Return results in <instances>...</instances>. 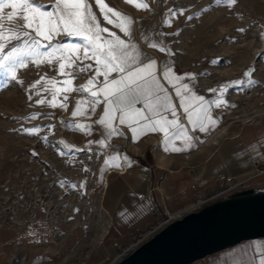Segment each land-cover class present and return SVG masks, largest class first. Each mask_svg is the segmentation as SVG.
<instances>
[{
    "label": "rangeland",
    "instance_id": "obj_1",
    "mask_svg": "<svg viewBox=\"0 0 264 264\" xmlns=\"http://www.w3.org/2000/svg\"><path fill=\"white\" fill-rule=\"evenodd\" d=\"M35 2L44 6L42 11H52L55 4V0ZM87 2L102 27L135 44L142 56L156 54L194 70L212 102L223 101L219 107L213 103L221 121L219 135L264 113V0H236L231 6L215 0H143L147 9H137L126 0H103L132 18L128 36L103 20L95 0ZM10 11L0 13L4 36L0 43L5 50L17 43L13 33L24 24L15 17L9 21ZM52 43L84 42L61 32ZM47 61L45 56L42 63L29 61L18 68V82L0 76V264H86L93 253L98 254L106 227L107 217L84 195L85 185L76 181V175L59 171L62 158L53 119L55 107L84 92V86L92 88L90 79L97 83L103 77L96 76L94 59L77 60L63 71L57 58ZM87 65L92 67L85 70ZM30 128L38 131L29 135L24 129ZM64 162L72 170L78 166L69 158ZM136 241L97 264H117L143 242Z\"/></svg>",
    "mask_w": 264,
    "mask_h": 264
},
{
    "label": "crops",
    "instance_id": "obj_2",
    "mask_svg": "<svg viewBox=\"0 0 264 264\" xmlns=\"http://www.w3.org/2000/svg\"><path fill=\"white\" fill-rule=\"evenodd\" d=\"M147 57L156 59L157 66L152 71L176 110L178 127H169V133L173 134L167 141L163 132L143 128L137 130L134 139L130 128L120 125L118 120L112 124L124 133L109 137L105 128L98 124L103 115V97L93 105L94 98L88 92L74 96L63 106L58 105L53 112L62 158L59 171L63 175H76V181L85 185L84 195L94 200L107 217L100 247L96 250L98 254L93 253L86 264H97L118 255L120 249L127 248L157 226L162 214L150 213L149 202L138 199L147 195V179L151 180L152 186L158 185V190L151 194L156 204L161 194L167 198L168 213L181 212L197 199L219 189L222 185L216 182L219 175L248 180L246 184L254 192L264 191V174L248 177L252 170L251 159L264 162V114L255 124H242L225 136L219 135L220 118L214 105L206 100L207 93L194 70L156 54ZM165 66L172 69L167 75L160 71ZM184 84L188 85L187 91L183 89ZM197 96L204 97L205 107L217 121L207 132L194 128L184 111L185 107L198 105ZM137 107L144 109L143 103ZM73 111L78 113L77 116H72ZM144 111L147 114V110ZM162 114L168 120L174 119L171 112ZM181 115H184L183 122ZM76 124L83 127L78 129ZM100 141H104L103 145ZM65 158L75 161L77 168L72 170L64 162ZM262 241L264 238L242 242L193 264H232L236 260L246 264L250 259L258 260L260 253L254 245Z\"/></svg>",
    "mask_w": 264,
    "mask_h": 264
},
{
    "label": "snow or ice",
    "instance_id": "obj_3",
    "mask_svg": "<svg viewBox=\"0 0 264 264\" xmlns=\"http://www.w3.org/2000/svg\"><path fill=\"white\" fill-rule=\"evenodd\" d=\"M126 2L133 4L137 9L148 8V4L143 3V0H126ZM215 2L231 6L236 0H215ZM95 4L99 6L100 15L105 22L118 28L125 36L130 34V26L134 22L132 18L115 11L103 0H95ZM43 7L35 0H0V13L6 8L11 9L7 13L9 21H12L14 17L24 21L22 26H18L20 30L13 33L17 41L15 45L5 50V45L0 43V76L18 82V68H23L29 61L42 63L45 56L48 57V63H52L53 58H57L61 71L66 67H73L77 60L94 59L96 76H102L103 80L94 83L95 78L90 79L88 85H92V89L84 86L82 90L94 98L93 105L100 102L99 98L103 97V115L98 120V124L105 128L107 135L109 137L120 135L117 127L112 124V121L118 120L120 125H127L130 128L134 139L137 130L143 128L151 132H163L167 141L169 135L173 134L169 133V127L176 128L178 124L175 119L176 110L172 107L167 95L164 94V89L156 79V74L152 71L157 66L156 59L142 56L135 44L126 42L125 39L111 32L109 28L102 27L97 15L93 12L92 5L87 0H55L52 11H42ZM238 31H244V29H238ZM61 32L67 36H78L84 43L82 45L53 44L54 36ZM12 38V36L8 37L9 40ZM0 39H4L2 32H0ZM42 40L48 43L42 44ZM42 47L51 49V51L41 52ZM150 47L154 49L159 47L161 52L165 51L164 47L157 44H151ZM81 49H83L82 55H80ZM91 67L92 65H87L85 70ZM160 71L167 75L172 69L165 66ZM113 74L116 75L113 76ZM245 75L250 76L251 73L246 72ZM255 83L254 80H249V84ZM183 89L187 91L188 85L184 84ZM80 90L77 89V91ZM177 95H181L179 89ZM195 99L199 102L198 105L185 107L184 111L188 114L189 122L194 128L207 132L216 125L217 121L211 116L209 108L205 107L204 97L197 96ZM222 102L219 99L213 101L217 107ZM38 103H43V101H38ZM140 103H143L144 109L137 107ZM181 106L183 107V100ZM145 109L147 114H145ZM165 112H171L174 119L168 120L162 114ZM77 114L76 111L72 112L73 117ZM75 127L79 129L83 126L76 124ZM24 131L31 135L38 129L30 128ZM99 143L103 145L104 141ZM174 150L186 151V149ZM254 247L260 253L259 258L258 260L250 259L246 264H264V241ZM232 264H241V261L236 260Z\"/></svg>",
    "mask_w": 264,
    "mask_h": 264
},
{
    "label": "water",
    "instance_id": "obj_4",
    "mask_svg": "<svg viewBox=\"0 0 264 264\" xmlns=\"http://www.w3.org/2000/svg\"><path fill=\"white\" fill-rule=\"evenodd\" d=\"M264 238V191L247 189L179 216L117 264H193L242 242Z\"/></svg>",
    "mask_w": 264,
    "mask_h": 264
},
{
    "label": "built area",
    "instance_id": "obj_5",
    "mask_svg": "<svg viewBox=\"0 0 264 264\" xmlns=\"http://www.w3.org/2000/svg\"><path fill=\"white\" fill-rule=\"evenodd\" d=\"M206 100H208V102L213 104L210 97H208ZM263 114L259 115L255 121L254 120H248L242 124H248V123H254L255 124L256 122H259V118ZM180 120L182 122L184 121V115L180 116ZM220 124H221V122H220ZM117 129H118L119 133H121V134L124 133V131L120 130L119 128H117ZM250 163L252 164V170H251L250 174H248V177L254 178V177L261 176L262 174H264V162H259V160L257 158H253V159H251ZM247 181L248 180H238L236 178H233L232 176L231 177H224L222 175L216 176V182L219 183L220 185L222 184L219 187V189H217L213 194H210L209 196L206 195V196H203L202 198L197 199L194 203H192L190 206L185 208L183 211L177 212V213H171V212L168 213V210H167L166 205H165L167 198L165 196H163L162 194L160 195L159 203L156 204L154 202V200L151 197V194L153 191L155 192L156 190H158V185L152 186L150 179H147V183H148V191H146L147 195L146 196H140L138 199L141 202L144 200H147L149 202L150 213H152V214L153 213L154 214L161 213L162 214V216L160 217L161 220L158 222L157 226L154 228V229L157 228L156 229V231H157L158 229H161L162 227H164L165 225H167L171 221L178 219L179 216H182V215L190 213V212H196V211L200 210L201 208H203L204 206L211 204V202L218 201V200L220 201V200H223V199L229 197L232 194H235V193L247 190V189H251L246 184ZM153 230H150V232H148L147 234L139 236L137 238L136 242L139 243V242L143 241L144 238H146L148 236L151 237L154 234L153 232H155V230L154 231ZM131 246L132 247L134 246V242L131 243L125 249H128ZM100 264H103V263H100Z\"/></svg>",
    "mask_w": 264,
    "mask_h": 264
}]
</instances>
